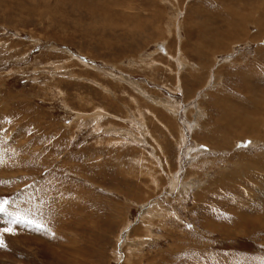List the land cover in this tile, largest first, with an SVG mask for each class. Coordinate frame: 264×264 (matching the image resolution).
<instances>
[{"label":"rangeland","instance_id":"rangeland-1","mask_svg":"<svg viewBox=\"0 0 264 264\" xmlns=\"http://www.w3.org/2000/svg\"><path fill=\"white\" fill-rule=\"evenodd\" d=\"M263 101L264 0H0V264H264Z\"/></svg>","mask_w":264,"mask_h":264},{"label":"bare ground","instance_id":"bare-ground-1","mask_svg":"<svg viewBox=\"0 0 264 264\" xmlns=\"http://www.w3.org/2000/svg\"><path fill=\"white\" fill-rule=\"evenodd\" d=\"M232 1H233V0H232ZM239 3H240V2H238V5H239ZM256 4H257V3H256ZM258 4H259V3H258ZM258 4H257V5H258ZM112 5H113V4H112ZM130 5H131V4H130ZM260 5H261V4H260ZM260 5H259V6H260ZM262 5H263V4H262ZM113 7H114V6H113ZM115 7H116V6H115ZM128 7H130V6H128ZM128 7H127V8H128ZM238 7H239V6H238ZM250 7L252 8V6H250ZM254 7H256V6L254 5ZM260 7H262V6H260ZM133 8H134V7H133ZM228 8H229V7H228ZM229 9H230V8H229ZM238 9H239V8H238ZM256 9H258V8L256 7ZM129 10H130V9H129ZM129 10H128V11H129ZM132 10H133V9H132ZM226 10H227V9H226ZM235 10H236V9H235ZM240 10H241V8H240ZM112 11H113V10H112ZM117 11H118V10H117ZM251 11H252V10H251ZM259 11H260V9H259ZM226 12H227V11H226ZM230 12H233V10L231 9ZM241 12H242V11H240V13H241ZM244 12H245V11H244ZM244 12H243V14H244ZM131 13H132V12H131ZM200 13H201V12H200ZM207 13H208V12H207ZM220 13H221V12H220ZM134 14H135V12H134ZM139 14H140V13H139ZM238 14H239V13H238ZM248 14H249V13H248ZM248 14H247V18L250 19V15H248ZM250 14H251V13H250ZM109 15H110V14H109ZM115 15H116V14H115ZM118 15H119V14H118ZM122 15H123V14H122ZM128 15H129V14H128ZM207 15H208V14H207ZM235 15H236V14H235ZM97 16H98V15H97ZM105 16H106V15H105ZM111 16H112V15H111ZM111 16H108V17L110 18V21H111V20H112V21H113V20H114V21H115V20H119L120 22L123 21L125 24L122 25L121 27H122V28H125V29L127 28V27H126L127 21L125 22V20H120L119 18H114L113 16H112V17H111ZM126 16H127V15H126ZM208 16H209V15H208ZM119 17H120V16H119ZM134 17H135V16H134ZM136 17H138V16H136ZM201 17H202V16H201ZM225 17H226V16H225ZM228 17H229V15H228ZM234 17H235V16H234ZM97 18H99V17H97ZM123 18H124V16H123ZM125 18H126V17H125ZM204 18H205V17H204ZM232 18H233V17H232ZM244 18H245V16H244ZM129 19H130V18H129ZM129 19H128V20H129ZM260 19H261V18H260ZM126 20H127V18H126ZM132 20H134V19H132ZM208 20H209V19H208ZM213 20H214V19H213ZM224 20H225V19H224ZM256 20H257V19H256ZM258 20H259V19H258ZM130 21H131V20H130ZM136 21H137V20H136ZM206 21H207V20H206ZM210 21H211V20H210ZM236 21H237V20H236ZM239 21H240V20H239ZM241 22H243V19L241 20ZM251 22H252V21H251ZM113 23H116V22H113ZM134 23H135V20H134ZM203 23H204V22H203ZM235 23H236V22H235ZM254 23H255V21H254ZM261 23H262V21H261ZM119 24H120V23H119ZM136 24H137V23H136ZM229 24H230V23H229ZM236 24H237V23H236ZM138 25H139V24H137V26H138ZM255 25H256V24H255ZM206 26H207V25H206ZM210 26H212V25L210 24ZM225 26H226V25H225ZM259 26H260V25H259ZM138 27H139V26H138ZM208 27H209V26H208ZM223 27H224V26H223ZM234 27H235V26H234ZM134 28H135V27H134ZM139 28H141V26H140ZM200 28H201V27H200ZM205 29H207V28H205ZM215 29H216V28H215ZM237 29H238V28H237ZM134 30H135V29H134ZM216 30H217V29H216ZM235 30H236V29H235ZM119 31H120V30H119ZM203 31H204V30H203ZM205 31H206V30H205ZM217 31H219V30H217ZM260 31H261V30H260ZM209 32H210V31H209ZM231 32H232V31H231ZM244 32H245V31H244ZM202 33H203V32H202ZM206 33H207V32H206ZM236 33H238V32H236ZM244 34H245V33H243V35H244ZM206 35H207V34H206ZM208 35H209V33H208ZM208 35H207V36H208ZM225 35H226V34H221V35L218 34V35H216V36H215V35H212V36H214V37H213V38H214V41H215V43H217V45H218L219 43H221V42L224 41V39L226 38ZM229 35H231V34L229 33ZM204 36H205V35H204ZM208 37H209V36H208ZM237 37H238V36H237ZM245 37H246V36H245ZM210 38H212V37H210ZM199 39H200V38H199ZM206 41H207V40H206ZM214 41H212V42H214ZM226 41H227V40H226ZM207 42H209V41H207ZM210 42H211V41H210ZM200 43H201V42H199V44H200ZM226 43H227V42H226ZM226 43H225V45H226ZM206 44H207V43H206ZM210 44H212V43H210ZM197 45H198V44H197ZM214 45H215V44H214ZM163 46H164V45H163ZM223 46H224V45H223ZM208 47H209V46H208ZM228 47H229V44H228ZM159 48H161V47H159ZM164 48H165V47H164ZM166 48H167V46H166ZM198 48H199V47H198ZM210 48H211V47H210ZM216 48H217V47H216ZM216 48H215V49H216ZM223 48H224V47H223ZM224 50H225V48H224ZM224 50H223V51H224ZM220 51H222V50H220ZM165 52H166V51H165ZM196 52H197V51H196ZM198 52H199V51H198ZM200 52H202V51H200ZM217 52H218V51H217ZM166 53H167V52H166ZM164 54H165V53H164ZM169 55H170V54H169ZM170 56H171V55H170ZM198 56H199V55H198ZM200 56H201V54H200ZM189 63H190V62H189ZM193 66H194V65H193ZM255 97H256V96H255ZM256 99H257V98H254V101H255ZM257 101H258V100H257ZM221 102H222V101H221ZM230 102H231V101H230ZM263 102H264V101H263ZM255 103H256V102H255ZM217 104H218V103H217ZM219 105H220V104H219ZM245 105H246V104H245ZM245 105H244V106H245ZM225 106H226V105H225ZM231 106H232V105H231ZM219 107H220V106H219ZM234 109H235V107H234ZM228 112H229V111H228ZM230 114H231V113H230ZM236 114H238V113H236ZM247 114H248V113H247ZM256 115H257V114H256ZM89 117H90V116H89ZM241 117H242V116H241ZM244 117H245V115H244ZM253 117H254V116H253ZM259 117H260V116H259ZM199 118H200V117H199ZM220 118H221V117H220ZM245 119H246V118H245ZM247 119H248V118H247ZM247 119H246V120H247ZM263 119H264V118H263ZM243 120H244V119H243ZM248 120H249V119H248ZM254 120H255V119H254ZM254 120H253V121H254ZM260 120H261V119H260ZM188 121H189V120H188ZM226 121H227V120H226ZM251 121H252V120H251ZM255 121H256V120H255ZM189 122H190V121H189ZM195 122H196V121H195ZM197 122H198V121H197ZM262 122H264V121H262ZM225 123H226V122H225ZM230 123H231V122H230ZM241 123H242V122H241ZM194 124H195V123H194ZM227 124H228V123H227ZM253 124H254V123H253ZM257 124H258V123H257ZM230 125L232 126V123H231ZM245 125H246V124H245ZM258 125H260V124H258ZM204 126H205V125H204ZM221 126H223V124H222ZM246 126H247V125H246ZM251 126H252V125H251ZM254 126H255V125H254ZM248 127H249V126H248ZM192 128H194V127H192ZM233 128H234V127H233ZM231 129H232V128H231ZM237 129H238V128H237ZM239 129H240V128H239ZM243 129H244V128H243ZM202 130H203V129H202ZM233 130H234V129H233ZM233 130H232V131H233ZM235 131H236V130H235ZM244 131H245V130H244ZM253 131H254V130H253ZM258 131H259V130H258ZM226 132H228V131H226ZM209 133H210V132H209ZM215 133H216V131H215ZM223 133H224V132H223ZM248 133H249V132H247V135H248ZM228 134H229V133H228ZM243 134H244V133H243ZM245 134H246V133H245ZM245 134H244V135H245ZM207 135H208V134H207ZM258 135H259V134H258ZM258 135H257V136H258ZM260 135H261V134H260ZM208 136H209V135H208ZM248 136H249V135H248ZM250 136H251V135H250ZM255 136H256V135H255ZM224 138H225V137H224ZM216 139H217V138H216ZM249 139H250V138H249ZM219 140H220V139H219ZM233 140H234V139H233ZM222 141H223V140H222ZM223 142H224V141H223ZM226 142H227V141H226ZM226 142H225V143H226ZM254 144H255V143H254ZM254 163H255V162H254ZM257 163H258V162H257ZM263 163H264V162H263ZM205 164H206V163H205ZM245 164H246V163H245ZM261 165H262V164H261ZM263 166H264V165H263ZM254 172H256V170L250 171L249 173L251 174V173H254ZM249 173H248V174H249ZM260 174H261L260 177H262V178L264 179V175L262 174V172H260ZM246 175H247V174H246ZM246 175H245V176H246ZM207 176H208V175H207ZM254 176H255V175H254ZM231 177H232V176H231ZM171 178H172V177H171ZM224 178H226V177H224ZM228 178H229V177H228ZM239 178H240V177H239ZM244 178H245V177H244ZM249 178H250V175H249ZM251 178H252V176H251ZM262 178H261V180H262ZM255 179H256V178H255ZM174 180H175V179H174ZM253 180H254V179H253ZM258 180H259V179H258ZM220 181H221V180H220ZM227 181H230V180H227ZM227 181H226V182H227ZM231 181L233 182V180H231ZM235 181H236V180H235ZM235 181H234V182H235ZM241 181H242V180H241ZM257 182H258V181H257ZM260 182H261V181H260ZM172 184H174V183H172ZM175 184H176V183H175ZM175 184H174V185H175ZM263 184H264V182H263ZM170 185H171V184H170ZM180 185H181V184H180ZM248 185H249V184H248ZM261 185H262V184H261ZM235 186H236V185H235ZM250 187H251V186H250ZM250 187H249V188H250ZM185 190H186V189H185ZM176 191H177V190H176ZM260 191H262L261 193L264 194V190L261 189ZM244 192H245V191H244ZM258 192H259V191H258ZM183 195H184V194H183ZM201 197H202V196H201ZM198 198H199V197H198ZM199 199H200V198H199ZM161 201H162V200H161ZM248 202H249V201H248ZM250 202H251V201H250ZM253 202H254V201H253ZM255 203H256V202H255ZM250 204H251V203H250ZM246 205H247V204H246ZM251 205H252V204H251ZM247 207H249V206H247ZM245 208H246V207H245ZM243 209H244V208H243ZM147 210H148V208H147ZM163 213H164V212H163ZM240 218H241V217H240ZM159 220H160V219H159ZM239 222H240V221H239ZM124 229H125V228H124ZM244 229H245V228H244ZM242 232H243V231H242ZM144 238H145V237H144ZM151 263H152V262H151Z\"/></svg>","mask_w":264,"mask_h":264},{"label":"snow or ice","instance_id":"snow-or-ice-1","mask_svg":"<svg viewBox=\"0 0 264 264\" xmlns=\"http://www.w3.org/2000/svg\"><path fill=\"white\" fill-rule=\"evenodd\" d=\"M250 144H251V142L249 141V142H247V144H245L243 146L247 147ZM7 203H8L7 201H0V214L7 215L10 217L9 226L0 230V248H6L7 247V245L5 244V241H4V234L7 233L10 235H15L16 234L15 226L22 225V224L33 225V223H34L30 219L22 218L20 216H14L12 213H10L8 211V208L6 206ZM34 227H35V230H37V231L50 232V229H48L43 223L35 224ZM189 227L191 228V225H189Z\"/></svg>","mask_w":264,"mask_h":264}]
</instances>
